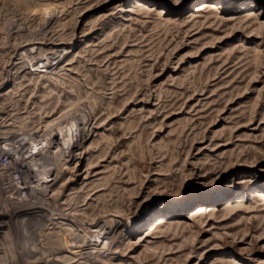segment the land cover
Here are the masks:
<instances>
[{"label": "rangeland", "instance_id": "obj_1", "mask_svg": "<svg viewBox=\"0 0 264 264\" xmlns=\"http://www.w3.org/2000/svg\"><path fill=\"white\" fill-rule=\"evenodd\" d=\"M4 151L0 264H264V0H0Z\"/></svg>", "mask_w": 264, "mask_h": 264}, {"label": "bare ground", "instance_id": "obj_2", "mask_svg": "<svg viewBox=\"0 0 264 264\" xmlns=\"http://www.w3.org/2000/svg\"><path fill=\"white\" fill-rule=\"evenodd\" d=\"M204 7H205V4H203V5H201L200 4V6L199 7H197L196 9H195V11H200V10H202V9H204ZM21 59V58H20ZM22 60V59H21ZM20 62V61H19ZM18 62V63H19ZM16 63V62H15ZM17 63V64H18ZM20 65V64H19ZM14 137V136H13ZM19 137V136H18ZM17 139V138H16ZM22 138H20V140H21ZM9 140V139H8ZM23 140V139H22ZM15 141V140H14ZM12 142V141H11ZM20 142V141H19ZM23 143V142H22ZM18 145V144H17ZM14 148V147H13ZM71 151L68 153V155H66L67 156V160H66V162L67 161H76V163H78L79 161H78V159L79 158H81V157H77V155L75 156L74 154H73V149L74 148H78V145L77 144H72V146H71ZM75 150V149H74ZM36 153L37 152H35V153H33V154H35L36 155ZM17 153H16V151H13V152H10V151H4L3 153H0V157L1 156H3V155H5L4 157H5V159L7 160V168H8V172H12V174L13 173H18L19 171H18V169H20V171L21 172H23L24 171V173H26L27 171H28V166L26 165V162L24 161V160H19L18 158H19V156H17L16 155ZM30 171V170H29ZM34 171H36V170H34ZM34 171H33V173H34ZM37 172V171H36ZM81 172V171H80ZM32 173V174H33ZM31 174V175H32ZM87 175V174H86ZM33 176V175H32ZM78 176V175H77ZM87 179V178H86ZM53 180H47V181H45L47 184L48 183H50V182H52ZM13 184H14V182H13ZM20 184V183H19ZM14 186V185H13ZM12 186V187H13ZM21 186V185H20ZM51 185H49L48 187H50ZM17 188H18V185H17ZM25 188V187H24ZM20 189H23V188H20ZM17 190V189H16ZM19 190V189H18ZM263 191V190H262ZM262 191H260V192H262ZM14 192V191H13ZM2 195V194H1ZM10 195V194H9ZM216 196H219V194H212V199H213V197H216ZM256 196H258V197H262V199H264V196L262 195V193H257L256 194ZM207 198V197H206ZM204 199L205 200V202L206 201H208V199ZM2 200H3V198H2ZM240 200H238V202H239ZM3 202V201H2ZM4 203V202H3ZM181 206H183V205H181ZM28 207V206H27ZM27 207H25V208H27ZM24 208V207H23ZM207 208L208 207H204L203 205H199V206H197V207H195V210L192 212V214L193 215H196V216H201V215H203V213H205L206 211H207ZM21 211V212H20ZM17 212V214H19V212L21 213V214H25V215H27V216H29V217H36V216H42V208L41 207H39V206H36V207H29V208H27V209H21L20 208V210H17L16 211ZM40 219V218H39ZM164 220V219H163ZM160 217L159 218H157L156 220H154L153 222H152V224H151V226H150V228H149V230H151V229H155L162 221H163ZM106 221V220H105ZM110 221L111 220H109V222L108 221H106V222H104V223H110ZM30 222V221H29ZM115 226H116V224L115 225H109V226H107L106 225V228L105 229H107L106 230V234H109V233H111V232H113L114 231V228H115ZM104 229V230H105ZM101 230V229H100ZM103 234V233H102ZM105 239V238H104ZM90 246H94V248H95V243H91V242H87V245H84V246H82V249H86V248H88V247H90ZM93 248V249H94ZM88 250V249H87ZM94 251V250H93ZM106 251V250H105ZM96 252V251H95ZM104 252V251H103ZM107 252V251H106ZM83 253V252H82ZM98 253V252H97ZM33 254V253H32ZM84 254V253H83ZM82 254V255H83ZM88 254V253H87ZM105 254V253H104ZM28 255V254H27ZM34 257V256H33Z\"/></svg>", "mask_w": 264, "mask_h": 264}]
</instances>
